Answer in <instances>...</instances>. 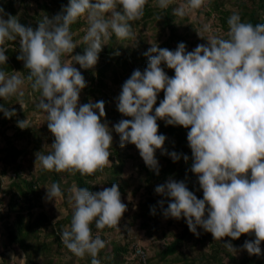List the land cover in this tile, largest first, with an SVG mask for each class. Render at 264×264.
<instances>
[{
	"label": "clouds",
	"instance_id": "obj_1",
	"mask_svg": "<svg viewBox=\"0 0 264 264\" xmlns=\"http://www.w3.org/2000/svg\"><path fill=\"white\" fill-rule=\"evenodd\" d=\"M148 0H69L61 12L45 15L35 29L19 23L0 8V64L6 65L8 42H19L27 79L41 93L37 105L47 113V127L54 138L48 154L36 153V160L49 171H77L93 175L112 165L109 157L112 133L120 138V147L132 144L145 165L159 174L155 152L163 148L166 137L158 134L157 120L166 125L190 129L187 143L191 150V172L198 178L203 199H198L184 181L169 178L155 193L169 200L163 211L166 218H183L188 230L211 234L213 240H236L254 235L242 249L249 256L261 255L264 242V23L241 22L239 14L228 18L227 38L212 36L206 44L187 51L185 43L176 49L160 48L156 43L144 53L147 66L136 69L123 83L116 100L117 111L124 117L110 129L103 100L78 105L87 86L80 69L98 63L99 54L113 36L133 37L130 21L143 16ZM170 0H158L168 7ZM202 0H190L193 7ZM180 12L181 10L177 9ZM182 14V12H181ZM86 16L88 28L83 54L72 55L76 42L70 25ZM6 17V18H5ZM115 55H119L116 52ZM69 57L65 61L63 57ZM174 72L169 77L161 65ZM23 80L20 72L8 75L0 70V98L16 95ZM164 98L159 106L158 94ZM22 95V93H20ZM6 118L16 115L0 105ZM17 126L27 128L26 119ZM173 162L188 156L167 153ZM47 190L48 199L62 196L59 184ZM74 212L70 228L61 239L75 255L86 253L96 259L105 242L93 237L90 225L97 229L117 226L127 207L121 202L118 184L91 192L74 190ZM163 205V201L159 202ZM155 214V209H150ZM224 246L236 254L231 243ZM132 253V249H131Z\"/></svg>",
	"mask_w": 264,
	"mask_h": 264
},
{
	"label": "trees",
	"instance_id": "obj_2",
	"mask_svg": "<svg viewBox=\"0 0 264 264\" xmlns=\"http://www.w3.org/2000/svg\"><path fill=\"white\" fill-rule=\"evenodd\" d=\"M229 2L230 0H209L208 2L209 8L207 7L208 9L204 12V16L208 21H211L209 29L212 31V34H215V36L227 38V33L229 31L227 21L234 13L239 14L241 22L252 23L253 25L264 23V0H233V9L227 10L225 9V5ZM39 3L43 12L50 13L54 16L61 12L62 8L68 5L69 0H41ZM0 8L11 16H14L16 13L14 0H0ZM159 10L160 13L150 9L146 4L140 21L145 23L151 17L156 18L160 16L162 19L161 27L164 28V30H169V37H171V39L176 38V29L174 26L175 16L171 15L172 8L160 7ZM41 20L42 19L40 18H34V29ZM77 20L70 25L71 31L74 30L75 26H81L82 23H78ZM22 24L26 27L25 21H22ZM178 41L179 43H185V40L182 38H179ZM118 44H116L114 37H112L109 41L108 47L104 50V53H102L100 64L96 70V76L94 77L96 83H94L93 77L89 76L90 84L87 87L88 94H90L89 96L96 99H98V96H106L104 92L108 89V80L113 83L112 85H117L119 87L120 93L123 83L131 76L134 70L139 69L143 72L146 68L148 61L145 55L143 56L144 63H141V61H135L133 58L137 55L136 51L134 52L130 49H124ZM15 46L17 47V45ZM86 46L87 45H85V47ZM16 49L17 50L15 51L8 47V51L5 53L8 57L6 65L0 64V70H3L7 74L21 70L19 60L17 59V52H19V50L18 48ZM116 52H119V55H115ZM161 67L163 68L162 65ZM172 76H174L173 71L172 74L170 73L169 77ZM30 89L34 91V95L41 96L40 91L34 90L33 87ZM163 98L164 93L161 91L158 94L157 103L154 105L153 112L155 107L159 106V103ZM12 103V99L4 100L0 98V105L8 110H14V108L11 107ZM114 113L119 120L129 119L128 117L122 116L117 111L116 107L114 108ZM8 120L9 118H6L3 112H0V126H5ZM157 124L159 126L158 134H163L166 137L163 146L165 154L162 155L161 150L155 152V158L158 161L159 166V174L156 175L145 165L137 150V155L140 158V161L134 163V169L136 175L139 176V184H137L133 190L129 189L130 184L127 179L124 178L123 173L126 168V162L132 159L133 156L130 153L127 154V150L129 151L135 146L127 144L125 147L121 148L119 136L116 137L117 142L113 143V149H110L111 155L109 160L112 165L106 166L102 171H97L93 175H82L77 171L67 170V181L64 183L56 171L48 170L49 175L45 176L46 169L43 170L45 172L41 173L37 178L32 179L31 181L20 178L18 175L8 187V192H5V194L11 196L7 211L13 210L15 212V220L6 228L5 241L2 245L3 254L8 255L12 250H19L24 255L25 264H37L35 257H38V254L45 255L51 252L59 253V249L63 245L68 251L67 258H69L70 261L65 259L53 263V261H51L52 259L48 258L45 261V264H71V261L73 260L77 261V264H91L93 257L90 254L86 253L83 257L75 255L65 246L61 239L62 231H64L66 227L68 229L70 228L74 211L68 213L64 218L57 220L53 224L44 213H39L36 218L31 219V210L40 207L38 204L40 196L38 191L39 183H48L50 185L57 183L63 194H66L65 190L69 188L71 184H73L75 188L82 187L87 188L91 192H98L101 191L99 186L104 189L111 187L112 184L115 183L119 186L122 203L129 192L132 194L142 188L146 197L139 203L137 211L134 213L133 217L135 218L134 220L141 219V227L147 230L150 227L152 229L155 218L163 216V211L167 208L169 203L166 198H163L164 202L161 208L158 210L154 208L156 205V198L152 192L158 184L164 183L169 178L176 181H184L188 189L192 191L198 199H203V193L199 187L198 178L191 172V150L187 143V132L190 129H185L180 126L166 125L163 120H157ZM48 133L50 134L49 131ZM18 134L22 137L23 133L18 132ZM50 136L51 137L47 139V141L52 144L54 138L51 134ZM38 140L35 142H39ZM173 151L178 154L187 155L188 161L185 162L183 158H181L179 161L173 162L167 154ZM0 153H5V156L0 159V162H2L4 166H9L15 162L18 156L24 153V147L19 149L11 147L7 150H0ZM63 204L67 205L68 203L63 202ZM150 209H155V214H150ZM23 212H26L25 214L27 215V218H25ZM6 216L7 215L3 216L0 213V220ZM125 218L126 215L122 218L121 224ZM47 222L51 223L49 228L45 227ZM90 227L92 229L93 237L95 238L98 236L105 242V247L99 251L96 257V259L100 261V264H137L135 263V260L131 259V248L128 244L119 243L113 239L107 241V236L111 233L110 227L105 226L103 229H97L95 221H93ZM41 230L45 233L43 237L39 236ZM198 230L199 235H194L188 230L187 225L181 228L178 234L172 235V240L168 239L169 241L166 243L156 245L153 254L150 257L147 256L146 264H169V262L173 261L174 256H177L178 262H183V264H264V242H261L260 245V256H249L248 253L242 249L245 241L255 239L254 235H241V237L236 240H231V238L225 237L220 241L213 240L211 234L204 232L203 229L198 228ZM197 236H199L198 241L201 244L202 249L197 251V256L184 255L181 248ZM42 238L50 239V241L46 242V240H41ZM205 241L207 242L206 245L204 244ZM227 243H231L234 246L236 249L235 255L224 246V244ZM52 245H56L55 250H52ZM71 258L73 259L71 260Z\"/></svg>",
	"mask_w": 264,
	"mask_h": 264
},
{
	"label": "rangeland",
	"instance_id": "obj_3",
	"mask_svg": "<svg viewBox=\"0 0 264 264\" xmlns=\"http://www.w3.org/2000/svg\"><path fill=\"white\" fill-rule=\"evenodd\" d=\"M40 1L41 0H14V8L16 10L14 16L17 17L19 23L22 24V21H25L26 27H31L34 29L35 17L40 19H42L45 15L52 17L50 13L42 11L40 8ZM182 1L183 0H170L168 5V7L172 8L171 15L175 16L174 26L176 29V38L171 39V37H169V30H164V28L161 27L162 19L160 16H158L156 18L151 17L145 23L141 22L140 19L130 21L129 23L132 28L133 37L131 39L120 40L113 36L116 44L119 43L118 45L124 49H130L134 52L136 51L137 55L133 58V60L141 61V63H144V53L150 48L151 45H155V43L160 48H167L173 51L179 44V38L185 40L187 51H192L197 45L206 44V41L210 37L215 36V34H212V31L209 29V24H211V21H208V19H206L204 16V12L209 8V0H202L201 5L196 7L191 6L190 0ZM232 1L233 0H230L229 3H226L225 9H233ZM147 5L150 9L160 13L158 0H148ZM177 9L181 11L178 12L176 11ZM77 22L82 24L81 26H75L74 30L71 31L73 34V40L77 44V48L74 49L72 55L83 54L84 47L86 45L83 42V37L86 35V31L89 26L86 16L80 17ZM108 44L109 41L100 52L98 63L94 68L84 70L80 69L79 65L74 66L81 71V74L83 75L87 85L80 93L78 105L88 103L89 100H91L93 103L103 100L105 102L106 112L103 122H106L111 129L113 125L120 121L114 113L116 100L120 94L119 87L117 85H112L113 83L108 80V89H106L104 92L106 96H98V99L89 96L90 94H88L89 92L87 91V87L90 84L89 76L93 77L94 83H96V80L94 79L96 76V70L100 64L102 53H104V50L108 47ZM15 45H17V47ZM6 46L15 51L17 50L16 48L20 50L18 41L8 42ZM17 54L19 55L20 53L17 52ZM62 59L65 61L70 60V58L67 56L63 57ZM19 63L21 70L14 72L21 73V79L23 80V83L18 89L17 94L8 98L13 100L11 107L14 108L16 115L10 118L5 126H0V150H7L11 147H15L16 149L24 147V153L18 156L12 165L4 166V164L0 162V213L3 216L7 215L5 218L0 220V264H25L24 255L19 250H12L8 255L3 254L2 245L5 241L6 228L9 227L15 220V212L13 210L7 211V206L10 203L11 196L9 194H5V192H8V187L18 175L20 178L31 181L32 179L37 178L41 173L45 172L43 171L44 168L41 166L40 161L36 160V153L41 152L42 154H48L52 151L50 148L51 144L47 141V139L51 137L48 133L47 113L37 107L42 97L33 94L34 91L30 89L32 88V81L27 79L29 76V70L24 69L23 61L19 60ZM162 66L168 76L170 73L172 74V70L167 69V67L163 64ZM12 74L13 73H10L8 75L10 76ZM20 93H22V95H20ZM25 119L27 121V128H19L17 126V122L23 121ZM18 132L23 133L22 137L18 134ZM112 135L113 142L111 149H113V143L117 142L116 137L119 136L115 132H113ZM37 140L41 144L39 142H35ZM127 152V154L130 153L133 156L132 159L126 162V168L124 169L123 176L130 184L129 189L133 190V188L139 184V176L136 175L134 163H138L140 158L137 155L136 147L130 149L129 151L127 150ZM4 156L5 153H0V159ZM66 172L68 171L66 170L63 172H58V175L61 177L63 183L67 181ZM47 175H49L48 170H46L45 176ZM158 185H161V183ZM50 187L51 185L48 183H39L38 191L40 196L38 204L40 207H36L31 210V219L36 218L39 213H44L49 218V221H52L53 224L57 220L64 218L68 213L74 211V185L71 184L70 187L65 190L66 194L62 193V196L52 198L51 200L48 199L46 194V189L50 190ZM99 189L102 191L103 187L99 186ZM152 194L155 195L154 197L156 198V205L154 208L158 210L161 208L159 202H164V197L157 195L155 190L152 192ZM145 197L146 194L142 188L138 189L132 194L129 192L127 196H125L123 203L126 205L127 210L121 217L118 225L110 227L111 233L107 236V241L113 239L119 243L128 244L131 249L135 245H138L144 249V251L147 253V256L150 257L155 251L156 245H161L169 240H172V235L178 234L181 228L185 227L187 224L183 218L176 220L172 218H166L163 215L161 217L155 218V225H152V229L151 227L148 229L149 231L147 229H143L141 227V219L134 220L135 218L133 216L137 211L139 203L142 202ZM167 201L169 200L167 199ZM63 202L68 204L65 205ZM25 213L26 212H23L25 218H27ZM125 215L126 218L121 224V220ZM50 222H47L45 227L49 228L51 226ZM66 229L68 228L66 227L65 230ZM197 232H199L198 229ZM44 234L45 233L43 230L39 232L40 237H43ZM198 238L199 236L187 243V246L185 245L183 248H181V251L184 255L197 256V251L202 249ZM41 240H46V242L50 241V239L45 238H42ZM204 244L206 245L207 242L205 241ZM55 249L56 245H52V250ZM67 252L68 251L62 245L59 249V253L51 252L45 255L38 254V257H35V260L37 264H45V261L48 258L52 259L51 261H53V263H57L58 261H63L65 259L70 261V259L67 258ZM72 259L73 258H71V260ZM71 264H77V261L73 260L71 261ZM169 264H183V262H178V257L174 256L173 261L169 262Z\"/></svg>",
	"mask_w": 264,
	"mask_h": 264
},
{
	"label": "built area",
	"instance_id": "obj_4",
	"mask_svg": "<svg viewBox=\"0 0 264 264\" xmlns=\"http://www.w3.org/2000/svg\"><path fill=\"white\" fill-rule=\"evenodd\" d=\"M131 259L137 264H146L147 253L140 246L135 245L132 249Z\"/></svg>",
	"mask_w": 264,
	"mask_h": 264
}]
</instances>
